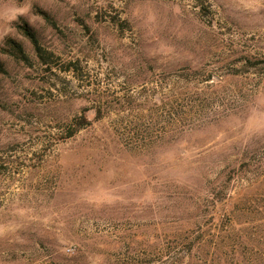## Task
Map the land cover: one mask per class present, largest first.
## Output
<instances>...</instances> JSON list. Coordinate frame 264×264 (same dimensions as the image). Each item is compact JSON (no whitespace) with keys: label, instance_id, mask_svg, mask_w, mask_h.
<instances>
[{"label":"rangeland","instance_id":"rangeland-1","mask_svg":"<svg viewBox=\"0 0 264 264\" xmlns=\"http://www.w3.org/2000/svg\"><path fill=\"white\" fill-rule=\"evenodd\" d=\"M7 37L0 264H264V0H0Z\"/></svg>","mask_w":264,"mask_h":264},{"label":"trees","instance_id":"trees-1","mask_svg":"<svg viewBox=\"0 0 264 264\" xmlns=\"http://www.w3.org/2000/svg\"><path fill=\"white\" fill-rule=\"evenodd\" d=\"M37 12L49 20V15H47V13L39 9L37 10ZM16 27L24 36H26L32 42L33 46L35 47L36 51L39 53V56H40L41 49H40V45L38 43L34 30L25 21L17 23ZM0 52L10 54L14 56L15 58L20 59L24 62H28L29 60L26 52L24 51V48L21 42L11 37H7L4 40L3 44L0 45ZM247 63L251 64L249 66H252L253 64H255V62L251 61V59L249 58H247ZM3 70H4L3 62L0 60V71L2 72ZM204 80H210V78H206ZM94 114H95L94 115L95 118L100 119L104 117L106 113L103 112L100 108H95ZM90 124H91V120L87 117V115L85 114V111H83L81 114L72 117L65 124L63 133L60 134L57 139L64 140V139L73 137L80 130L86 128Z\"/></svg>","mask_w":264,"mask_h":264}]
</instances>
